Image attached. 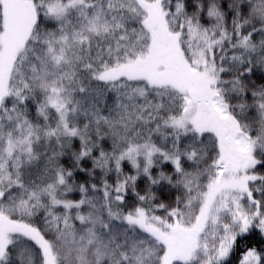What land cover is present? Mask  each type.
Instances as JSON below:
<instances>
[{
	"label": "snow or ice",
	"instance_id": "obj_1",
	"mask_svg": "<svg viewBox=\"0 0 264 264\" xmlns=\"http://www.w3.org/2000/svg\"><path fill=\"white\" fill-rule=\"evenodd\" d=\"M0 264H264V0H0Z\"/></svg>",
	"mask_w": 264,
	"mask_h": 264
}]
</instances>
